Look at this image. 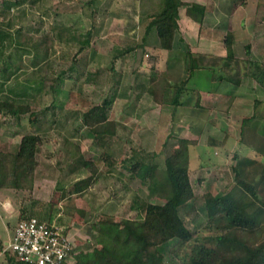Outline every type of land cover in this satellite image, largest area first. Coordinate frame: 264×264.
I'll return each mask as SVG.
<instances>
[{"label": "rangeland", "instance_id": "obj_1", "mask_svg": "<svg viewBox=\"0 0 264 264\" xmlns=\"http://www.w3.org/2000/svg\"><path fill=\"white\" fill-rule=\"evenodd\" d=\"M89 1L28 0L16 4L12 0L14 5L6 16L8 21L0 26V100L32 101L43 110L38 127L30 122L28 114L20 125L4 123L0 119V145L12 149L22 133L28 131L38 130L44 138L38 153L40 165L36 187L34 185L32 191L0 188V260H7L3 254L4 246L14 232L22 203L27 205L28 214L45 219L52 211V223L62 226L55 219L59 211L51 210L53 196L59 195L61 186H68L89 174L86 167H77L76 161L69 160L72 157L69 148L78 152L76 155L94 158L100 165L89 188L80 195L74 193L59 201L61 209L70 198L75 204L80 202L83 208L75 215L73 227L76 230L71 231L70 227L64 230L71 236L75 251L97 244L95 226L108 221L109 216L124 224L131 223L136 217H142L148 200L162 202L160 198L150 196L148 188L139 177L132 175L127 164L130 159L135 160V156L162 164L168 152L164 147L168 137L172 143L177 141L176 136L198 140L197 144L191 145L190 161L196 195L182 214L191 228L201 231L208 219L205 192L231 190L236 183L233 167L237 160L248 154L255 155L257 152L253 148L264 155V84L246 71L252 66L246 61L248 58L264 62V0H208L211 7L216 4L228 12L241 9L244 15L234 24L246 29L231 30L230 34L237 37L239 55L229 58L230 65H224V58L220 59L215 71L213 68L194 70L189 85L213 94L223 87L222 78L239 80L243 86L237 94L239 99L223 97L215 104L211 98H205V105L200 109L172 104L162 106L142 91L137 85L144 74L138 75L135 71L140 49L115 58L119 49L142 41L151 19L148 14L158 10L162 0H93L91 8L99 9V31L92 35L86 48L79 51L91 28L86 11ZM26 7H29V13ZM0 17L2 25L1 11ZM153 35L155 32L148 38L152 46L158 44ZM249 41L252 52H247L244 47ZM175 47H180V43ZM135 52L139 53L137 57ZM161 53L160 66L164 67L168 52L163 50ZM181 57L175 58L176 64L172 67L178 76L185 70ZM197 57L203 60L200 55ZM145 65L141 70L148 67ZM62 69H67L64 77L59 75ZM107 96L115 97L110 115L120 124L118 134L100 144L89 134L81 111ZM256 100L260 102L256 103ZM255 111L260 116L243 123V118ZM211 138L220 142L211 144ZM67 140L70 141L68 144ZM103 150L111 152L117 160L113 167L101 159ZM31 207H34L33 211ZM59 217L66 218L64 209ZM166 262L181 264L172 253L166 254Z\"/></svg>", "mask_w": 264, "mask_h": 264}, {"label": "trees", "instance_id": "obj_2", "mask_svg": "<svg viewBox=\"0 0 264 264\" xmlns=\"http://www.w3.org/2000/svg\"><path fill=\"white\" fill-rule=\"evenodd\" d=\"M92 3L93 0L88 2L86 10L91 19V28L88 29L79 51L86 48L92 35L99 31V9L91 8ZM182 5L187 6L189 16L199 23L203 22L205 4L185 0H162L161 7L148 14L151 19L145 27L142 41L119 49L115 58L141 50L135 71L138 75L144 74V77L137 86L152 96L155 103L172 104L175 107L203 106L201 91L188 86V82L194 70L207 65L205 62L201 64L198 55L189 48L184 51L174 49L175 35L180 28ZM153 32L158 44L152 46L148 43V38ZM226 45L227 57H235L230 33L226 38ZM163 50L168 52L164 67L160 66ZM246 50L250 52V45H246ZM135 53L137 57L139 53ZM179 56L185 61V70L180 76L172 71L176 64L175 58ZM246 61L252 65L246 69L247 73L264 84V62L251 58ZM144 65L148 67L141 70ZM227 65H230L229 61ZM66 73L67 69H62L59 75L64 77ZM28 87L33 88L32 85ZM114 100V96H107L101 102L90 103L89 107L81 111L89 134L100 144L107 143L108 139L118 134L120 121L110 115ZM41 112L43 110L36 102L10 98L0 100V119L4 123L20 125L23 117L28 114L30 122L38 127ZM53 116H56L55 111ZM259 116L260 113L255 111L251 116L244 117L243 123ZM54 117L53 121L56 120ZM175 138V143L170 142L169 137L164 142L168 152L162 164L136 156L135 160L130 159L127 164L133 172L132 175L139 177L148 188L150 196L158 197L162 202L148 200L142 217H136L131 223L124 224L109 216L108 221L101 223L98 228L95 226L98 232L97 244L90 249L74 251L73 260L63 264H167V253H172L181 264H264V155L257 148H253L257 152L255 155L248 154L237 160L233 167L236 183L231 190L223 193L210 190L205 192L208 219L201 231L191 228L182 214L196 195L190 175V161L191 145L197 144L198 140L187 136ZM66 142L68 144L70 141ZM210 142L218 144L220 141L211 138ZM43 143L44 138L37 130L22 133L20 141L12 149H7L5 144L0 145V188L26 191L34 189L40 165L38 153ZM77 150L80 151L79 146ZM68 152L72 153L69 160L76 161L77 167H86L89 174L68 186H61L58 197L54 195L51 200V210L64 209L65 214L72 219L83 208L71 202L70 198L61 209L59 201L66 196L72 197L74 193L80 195L89 188L95 181L100 165L92 157L76 155L78 152L75 153L71 148ZM100 157L109 167L117 163L112 153L107 150H103ZM27 210V205L23 203L19 219L35 215L28 214ZM59 222L64 223L63 218ZM68 227L66 225L64 230ZM3 254L7 260H0V264H29L19 260L11 250H5Z\"/></svg>", "mask_w": 264, "mask_h": 264}, {"label": "crops", "instance_id": "obj_3", "mask_svg": "<svg viewBox=\"0 0 264 264\" xmlns=\"http://www.w3.org/2000/svg\"><path fill=\"white\" fill-rule=\"evenodd\" d=\"M11 1L12 0H0V11L2 12V14L4 16V19H3L1 26H3V24L8 21V18H6V16L9 12H11V10H13L14 4L11 3ZM26 1H28V0H15V3L21 4V3H24ZM185 1H187V2L195 1V2L205 4L206 5V12H205L203 22L199 23L187 14V6L186 5H182L180 7V19H179L180 28L177 31V33L175 35V39H174V45L177 46L180 43V47L176 48L174 46L175 47L174 49L175 50L178 49L177 51H184V50H187L189 48L191 51L197 52L196 53L197 55H200V56L202 55L201 57L203 60H199V62L201 64H203V62H205V64L207 66L197 68L196 69L197 71L203 70L204 68H208V69L213 68V70L215 71V68H217V66L220 65V63H218L221 61L220 59H224V58L225 59L222 62L226 66L228 64V61H229L228 58H230V57H227V58L225 57L228 55L226 38H227L229 33H232L231 30L233 32H235L237 29L239 30L242 28V27L239 28L236 24H234V23H236V21L238 19H240V17H243V15H244L242 13L241 9L234 8V9H231L230 12H228L225 9H223L222 7L216 6V4L212 5V7H211L208 0H185ZM182 8H184V9H182ZM25 10L27 13H29V7H26ZM240 15H242V16H240ZM228 23H229V25L230 24H233V25H230L228 27V25H226ZM243 29H246V28H242V30ZM153 37H155V39H156V34L153 35ZM251 43L252 42L249 41V42L244 44V47H246V45H248V46L250 45V52H252V50H253ZM237 45H238L237 37L235 35H233L232 36V48H233V51L235 53V57H238L237 55H239V52L237 50ZM205 58L207 61L205 60ZM182 59H183V57H182ZM213 59H214V62H213ZM252 59H255V58H252ZM229 63L231 64V62H229ZM182 65H184L183 61H182ZM221 84L223 87H220V90H218L217 92H215V94H213L212 92H209V91H203L199 87L191 86V85H189V82H188V86H190L192 88H197L201 91L203 106L205 105L204 104L205 98H207V99L211 98L213 100V102H215V104L218 101H220L221 99H224L225 97H230V96L233 97L234 96L235 99L236 98L239 99L237 94L241 90L240 88L243 86L242 84H240L238 81H235V80L230 79V78H229V80L223 78V80H221ZM163 105H169V104H163ZM179 106H181V105H179ZM182 106H194V105H182ZM203 106H195V107H197V109H200ZM189 111L190 110H188V112ZM36 183H37V181H35V187H36ZM77 205L80 206V202ZM31 210L33 211L34 207H31ZM58 211H59L58 217L56 216L55 219L57 220L58 223H60L59 220L61 217H59V216H61V211L60 210H58ZM53 214L54 213L51 212L49 214V218H47V219L52 221ZM76 214H78V212ZM65 219H67L66 220L67 222L66 223H60V224H62V226H64V227L66 225L69 226L71 228V231L76 230V228L73 227V225L75 223L74 222L75 216L71 219L68 215H66ZM65 219H64V221H65ZM68 223H69V225H68ZM76 234H77V236L79 235L78 232H76ZM80 237H81V234H80ZM82 237H84V236L82 235Z\"/></svg>", "mask_w": 264, "mask_h": 264}, {"label": "built area", "instance_id": "obj_4", "mask_svg": "<svg viewBox=\"0 0 264 264\" xmlns=\"http://www.w3.org/2000/svg\"><path fill=\"white\" fill-rule=\"evenodd\" d=\"M75 248L64 226L31 215L17 221L4 251L11 250L29 264H63L70 260Z\"/></svg>", "mask_w": 264, "mask_h": 264}]
</instances>
